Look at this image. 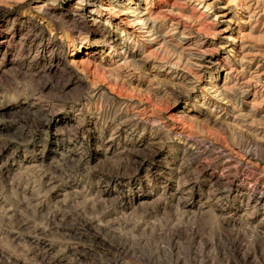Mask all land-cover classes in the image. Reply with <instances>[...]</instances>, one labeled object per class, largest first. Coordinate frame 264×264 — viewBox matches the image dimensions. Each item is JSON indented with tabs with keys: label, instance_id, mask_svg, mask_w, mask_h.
I'll return each mask as SVG.
<instances>
[{
	"label": "rangeland",
	"instance_id": "1",
	"mask_svg": "<svg viewBox=\"0 0 264 264\" xmlns=\"http://www.w3.org/2000/svg\"><path fill=\"white\" fill-rule=\"evenodd\" d=\"M0 264H264V0H0Z\"/></svg>",
	"mask_w": 264,
	"mask_h": 264
},
{
	"label": "bare ground",
	"instance_id": "2",
	"mask_svg": "<svg viewBox=\"0 0 264 264\" xmlns=\"http://www.w3.org/2000/svg\"><path fill=\"white\" fill-rule=\"evenodd\" d=\"M81 48H82V46H78V50H79V52L82 51V50H80ZM83 61H85V60H83ZM83 61H82V62H83Z\"/></svg>",
	"mask_w": 264,
	"mask_h": 264
}]
</instances>
